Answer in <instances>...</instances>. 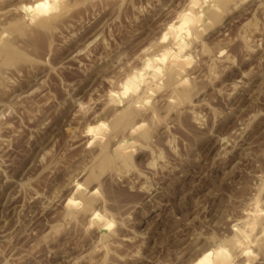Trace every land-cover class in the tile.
<instances>
[{
	"label": "rangeland",
	"instance_id": "obj_1",
	"mask_svg": "<svg viewBox=\"0 0 264 264\" xmlns=\"http://www.w3.org/2000/svg\"><path fill=\"white\" fill-rule=\"evenodd\" d=\"M40 1L0 0V264H264V0Z\"/></svg>",
	"mask_w": 264,
	"mask_h": 264
},
{
	"label": "bare ground",
	"instance_id": "obj_2",
	"mask_svg": "<svg viewBox=\"0 0 264 264\" xmlns=\"http://www.w3.org/2000/svg\"><path fill=\"white\" fill-rule=\"evenodd\" d=\"M216 1V3H218L219 1H222V0H215ZM207 2V1H206ZM194 4V3H193ZM193 4H191V6L193 5ZM212 4V3H211ZM197 5V4H196ZM213 5H214V3H213ZM58 6H59V2H57L56 0H54L53 2H49V1H47V0H43V1H40L39 3H37V4H35V5H33V6H27V7H24L23 8V10L24 11H29V12H33L34 14H35V17H38V18H41V17H43V18H41L42 20H41V22H43L44 21V18L46 17V16H48L52 11H54L55 9H57L58 8ZM191 6H190V8H191ZM195 6V5H194ZM215 6V5H214ZM193 7V6H192ZM197 7V6H196ZM195 7V8H196ZM211 7V6H210ZM192 10H193V8H191ZM190 10V9H189ZM196 12V11H195ZM194 12V13H195ZM197 13V12H196ZM34 17V18H35ZM198 17V16H197ZM34 18H33V21H34ZM199 22V21H198ZM199 25V24H198ZM196 28V22H195V20H194V18L193 17H191V16H188V15H183L180 19H179V21L178 22H175L174 24H172V25H170L169 26V31L171 32V34H172V38H171V46H172V48H168V47H166V50L168 51V53H170L171 54V52L173 51V50H176L177 51V53H175V55H179V56H181L182 55V53H183V51L185 52V50H184V43H183V37H188V36H190V34H191V32L192 31H194V29ZM167 40V36H164L163 37V39H162V42L163 41H166ZM188 44V43H187ZM174 46H176L177 48L175 49L174 48ZM183 56V55H182ZM185 56V55H184ZM183 58V57H182ZM185 58V57H184ZM165 60H166V58H165V56H157V55H155V56H153V57H151L147 62H144V63H146L145 64V68L146 69H151V68H155V64L157 65V63L159 64H162V63H164L165 62ZM144 66V65H143ZM174 66V65H173ZM162 67V66H161ZM142 70L143 69H141L140 71L142 72ZM156 71L157 72H160V68H157L156 69ZM163 71V70H162ZM139 73V74H142V73ZM143 72H144V70H143ZM152 73V72H151ZM162 73V72H161ZM158 75V74H157ZM141 76V81H142V79L144 78L143 77V75H140ZM152 77H154L153 75H151ZM146 77V76H145ZM154 78H156V77H154ZM134 79L136 80L137 79V77H134ZM148 79V78H147ZM145 80V79H144ZM149 81V80H148ZM147 81V82H148ZM151 81V80H150ZM142 83V82H141ZM144 83V82H143ZM131 84H132V86L134 85L133 84V82H131ZM146 84V83H145ZM142 85V84H141ZM140 85V86H141ZM133 90V89H132ZM128 91H129V88L128 87H124L123 88V93H122V95H126L127 93H128ZM111 97H113V96H111ZM136 97V96H135ZM138 97V96H137ZM115 98V97H114ZM135 99H137V98H135ZM134 99V100H135ZM137 101H138V99H137ZM134 103H135V101H134ZM132 104H133V102H132ZM130 121V118L128 117L127 119H126V123H128ZM99 132H101V130H93V129H89L88 130V133H87V136H89V134H95L96 135V137L99 135ZM95 137V138H96ZM94 138V139H95ZM257 206V205H256ZM255 206V207H256ZM258 207V206H257ZM255 208V209H257L258 210V208ZM75 209V208H74ZM77 210V209H76ZM256 210V211H257ZM96 217H98V216H96ZM250 221V220H249ZM251 222H253V220L251 221ZM254 223V222H253ZM252 223V224H253ZM257 223V222H256ZM256 223H254L253 224V226H255V224ZM102 224H104V223H102ZM101 224V225H102ZM250 224V223H249ZM252 224H250V225H252ZM105 225V224H104ZM256 225H258V224H256ZM252 226V227H253ZM252 227H251V229H252ZM234 229V228H233ZM247 229V228H246ZM250 229V230H251ZM236 230V229H235ZM243 231V230H242ZM251 231H253V229L251 230ZM248 232V231H247ZM246 232V233H247ZM256 232V231H255ZM238 233V232H237ZM246 233L244 234V235H246ZM248 234V233H247ZM252 234V233H251ZM250 234V235H251ZM241 236V235H240ZM247 236V235H246ZM249 236V235H248ZM252 236V235H251ZM242 237V236H241ZM243 239V238H242ZM242 239H241V241H242ZM248 239V238H247ZM246 239V240H247ZM252 241H255L254 240V238L252 237ZM249 241H251V240H249ZM252 241H251V243H252ZM239 243V242H238ZM241 244V243H240ZM245 244V243H244ZM242 248V247H241ZM240 248V249H241ZM236 249H238V247L236 248ZM224 250V249H223ZM242 250V249H241ZM206 252V251H205ZM204 252V254H202V256H200L195 262H194V264H227L228 263V257L226 256V254H225V252L224 251H222V250H220L218 253H216V255H215V257H212V255H210V252H208V253H205Z\"/></svg>",
	"mask_w": 264,
	"mask_h": 264
}]
</instances>
